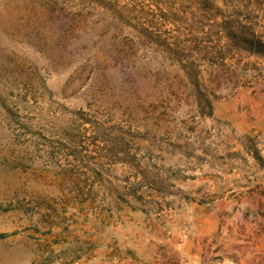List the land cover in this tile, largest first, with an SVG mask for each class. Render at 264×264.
<instances>
[{
  "label": "rangeland",
  "instance_id": "374dc122",
  "mask_svg": "<svg viewBox=\"0 0 264 264\" xmlns=\"http://www.w3.org/2000/svg\"><path fill=\"white\" fill-rule=\"evenodd\" d=\"M0 264H264V0H0Z\"/></svg>",
  "mask_w": 264,
  "mask_h": 264
}]
</instances>
